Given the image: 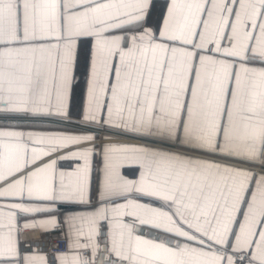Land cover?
Wrapping results in <instances>:
<instances>
[{
	"label": "snow or ice",
	"instance_id": "snow-or-ice-1",
	"mask_svg": "<svg viewBox=\"0 0 264 264\" xmlns=\"http://www.w3.org/2000/svg\"><path fill=\"white\" fill-rule=\"evenodd\" d=\"M0 264H264V0H0Z\"/></svg>",
	"mask_w": 264,
	"mask_h": 264
},
{
	"label": "crops",
	"instance_id": "crops-1",
	"mask_svg": "<svg viewBox=\"0 0 264 264\" xmlns=\"http://www.w3.org/2000/svg\"><path fill=\"white\" fill-rule=\"evenodd\" d=\"M64 163V166H69L71 162H63ZM58 236L57 233H51L47 236H41V234L39 232H35V233H32V232H27L25 233V239H31L33 241H36V240H40V239H44L46 240L48 243H49V240L53 237H56Z\"/></svg>",
	"mask_w": 264,
	"mask_h": 264
},
{
	"label": "built area",
	"instance_id": "built-area-1",
	"mask_svg": "<svg viewBox=\"0 0 264 264\" xmlns=\"http://www.w3.org/2000/svg\"><path fill=\"white\" fill-rule=\"evenodd\" d=\"M49 244L57 245L61 250L64 248V243L58 239V236L51 238Z\"/></svg>",
	"mask_w": 264,
	"mask_h": 264
}]
</instances>
